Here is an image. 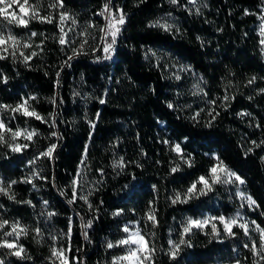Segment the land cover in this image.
I'll return each mask as SVG.
<instances>
[{"label": "trees", "instance_id": "obj_1", "mask_svg": "<svg viewBox=\"0 0 264 264\" xmlns=\"http://www.w3.org/2000/svg\"><path fill=\"white\" fill-rule=\"evenodd\" d=\"M105 2L106 0H28V13L19 10V18L28 19L35 8L38 19L29 20L27 26H8L19 38L27 37L32 32L40 35L32 37L30 47L22 48L19 53L14 54L20 59H23L21 52L30 56L26 62L27 67L19 60L13 62L12 48L0 52L4 56V59H0V80L10 78L7 85L0 83V104L16 106L28 101L42 117H48L53 112L57 116L56 128L34 117L25 116L22 112L12 111L3 120L13 130L17 125L24 127L25 121H28L31 128L40 130L46 137L57 130L63 137L37 138L41 149L49 143L57 145L53 153L55 159L45 161V178L35 181L40 191L23 182L25 173L30 170L27 161L37 155L35 149L30 147L23 153L15 154L10 150L0 149V153L7 152V158L0 155V180L18 181L13 185V191L19 194V202L0 195V204L4 206L0 208V216L45 228L46 233L44 246L34 244L31 236L21 238V243L28 249L33 260L19 261L11 257L12 264H53L51 259H46L51 255L48 250L51 241L47 240L49 228L65 233L70 231V238L57 245V248L67 251L69 264H110L112 256L122 249H107V240H115L123 235L122 224L126 220H138L140 215H145L148 208L153 206V201L156 202L157 220L162 225L159 243L167 247L168 228L178 231L179 221L185 212L193 215L197 213L195 205L168 207L165 198L173 186H186L197 174L208 170L211 160L203 153L213 149L219 150L220 156L247 181V190L259 206L254 209L246 208L247 215L264 227V215H261L264 213V164L260 161V157L264 156V145L259 148L252 146V141L259 143L264 139V94L256 95L259 88H264V60L260 58L261 41L258 33V16L264 17V0H206L209 7L202 10V15H196L198 0H178L177 5H169L167 0H111L112 12L118 14L119 9L125 14V23L121 26L122 35L118 37L120 62L116 65L115 74L110 68H102L93 63L94 55L104 54L102 48H94L87 55H78L66 66H62L71 55L70 49L82 40H87L85 48L90 47L93 41L102 43L100 37L103 33L99 30L91 36L79 34L83 32L85 24L92 25V28L99 26V29L106 26L104 15H100ZM57 3L62 4V7L50 6ZM37 5L39 6L36 7ZM168 13L177 18L181 29L179 33H163L147 27L149 21ZM62 14L70 17L63 22L66 40H69L64 46L60 45L58 39ZM49 15L53 23L41 21L42 17ZM71 18L76 20L75 26L71 23ZM197 35L204 38L203 48L196 40ZM127 45H133L136 51L130 52ZM149 47L158 54L173 53V62L178 60L179 64L192 65L195 72L208 80L207 100L212 102L210 107L215 108L219 114L214 121L216 127L211 130L194 127L185 119L194 111L209 105L191 96H177L176 92L184 91L192 82L191 74L181 73L182 81L175 84L163 79V76L179 71V66L169 68L166 62L156 64L154 59L145 61L143 56ZM33 51L38 52V55L31 56ZM124 65H127L126 71L131 80L123 75ZM81 72L85 75L83 82L80 81ZM252 76L258 79L254 85H249L248 80ZM118 79L120 83L116 82ZM150 86L154 88V92L149 90ZM74 88L82 93L93 92L95 89L97 96H101L102 91L107 88V95L102 96L105 103L100 104L98 100L86 102L82 97H76L73 104L71 92ZM228 94L233 96L230 106L227 109L218 107L222 101L216 97ZM33 95L37 97L36 100L31 99ZM248 96L253 99H247ZM53 97L55 103L46 99ZM168 100L174 102L175 110L166 107L164 102ZM193 101L195 103L192 110H181L182 105ZM86 111L94 127L83 121ZM239 111L252 113L255 120L252 117H245L243 120L237 118L236 113ZM73 117L79 120L75 128L71 124ZM156 118L166 120L167 126L158 125ZM257 123L259 128L255 127ZM250 124L252 127H249ZM184 136L190 137V142L183 147L194 152L199 162L197 167L182 174H174L168 180L160 179L167 173L170 159L166 155L162 139L179 142ZM117 137L122 142L113 151L124 155L129 161L138 159L145 165L143 170L136 168L134 164L129 165L126 172L143 180L145 186L157 184L160 189L158 195L151 190L144 191L143 188L142 194L127 202L123 199L117 201L112 195L113 188L131 180V175L114 178L111 168L106 167L112 159V151L108 149ZM202 141H207V148ZM197 147L199 151L196 150ZM248 147H253V151L245 155L244 150ZM141 148L146 156L140 155ZM101 172L106 175L102 177ZM81 176L87 180V185L83 188L80 184ZM101 179L103 183L100 185L92 184V181ZM73 180L78 182L75 194L72 191ZM53 182L59 190L66 192L68 199H73L72 205L53 187ZM88 187L96 189L89 197L92 208L80 199L82 192L87 193ZM41 197L49 201V210L60 213L47 226L39 214ZM25 200H31L35 207L23 203ZM217 203L222 205L224 214L234 210L227 203V193L221 192ZM117 208L124 209L126 217L113 218L110 213ZM214 211L219 214L218 210ZM81 216L85 221L92 220L91 227L82 229ZM173 217L176 219L173 220ZM140 226L143 227L142 221ZM84 231H87L91 243L84 239ZM200 239L203 240V237ZM219 248V245H213V249ZM209 251L211 250L200 247L186 249L183 264H205V259L210 258ZM226 256L227 253L222 259ZM242 259L245 264H251V254L246 250L243 251ZM163 264H168L166 258Z\"/></svg>", "mask_w": 264, "mask_h": 264}, {"label": "clouds", "instance_id": "obj_2", "mask_svg": "<svg viewBox=\"0 0 264 264\" xmlns=\"http://www.w3.org/2000/svg\"><path fill=\"white\" fill-rule=\"evenodd\" d=\"M107 3H111V0H106ZM169 5H177L178 0H167ZM17 5V0H0V17H3V20H0V36L6 37L9 34H12L11 28L9 25H20L19 20L17 18L9 17L7 15L8 10L11 6ZM18 5H23L25 8L29 7L28 0H19ZM39 6V5H37ZM209 5L206 0H198L196 15H202L203 9L208 8ZM38 17L33 15L30 16L29 20H37ZM262 24L260 28L259 34L262 38V31H264V17H260ZM4 21L7 23L5 24ZM28 23L25 25L27 26ZM125 23V21H124ZM123 23V25H124ZM76 25V20L75 24ZM121 25V26H123ZM120 26V31L115 37V40L112 39L111 36L107 35L106 26L102 36H105L107 39L105 42L109 44L111 47L107 53L103 51V55H94L92 57L93 63L102 67V68H110L113 74H115L116 65L120 62L119 58V44L118 37L122 35ZM148 28L161 30L163 33H179L181 31L178 20L171 13L166 14L165 16L158 17L155 20H151L147 24ZM99 26L96 28L89 27V24H85L83 26V32H86L88 36H91L93 32L97 31ZM5 31H7V35H5ZM40 35L37 32H32L31 35L27 37L17 38L16 40L19 44L16 52L19 53L21 51L24 44V41L27 40L29 43L32 42V37ZM60 39V36L58 37ZM196 40L200 43L201 47L204 46V38L197 35ZM74 43V41H73ZM80 43L70 49L71 55L73 48H79ZM130 52H135L136 49L133 45H127ZM143 47V46H142ZM94 48H103V44H97L93 41L90 47L84 48V54L87 55L93 52ZM63 51V48L61 49ZM37 56L38 52L34 51ZM261 52V60H264V46L260 48ZM173 53L171 52H163L162 54H158L156 50L153 48H147L145 50L143 59L145 61H150L154 59L156 64L161 62H166L169 68L179 66V71L170 73L168 75L163 76L162 78L165 80H170L174 84L176 82L182 81L181 73L188 75L191 74V83L184 91L176 92L177 96H191L194 98H198L200 101L204 102L209 107H201L199 110L194 111L191 115L185 117L190 123L193 124L194 127L203 128L206 130H211L216 127L214 121L218 118V113H216L215 108L210 107L211 101L207 100V92L206 86L208 85V80L202 75L193 70V66L190 64H179V61L176 60L173 62ZM77 56L73 57L72 60L76 59ZM4 59V58H3ZM19 60L20 63H25L24 59H20V57L13 55V62L15 63ZM107 62V63H105ZM27 67V64L25 63ZM124 77L128 80H131V77L128 76L126 68L127 65H124ZM19 75V73H17ZM9 77H4L0 80V83L5 85L9 82ZM85 79V75L83 72L80 73V81L83 82ZM258 77L252 76L248 80L249 85H254L257 81ZM251 81V83H249ZM111 81L109 80L108 83ZM120 83L118 79L116 81ZM150 91L154 92V88L150 86ZM95 89L93 92H84L82 93L80 90L73 89L71 92V96L73 97V104H75L76 97H82L86 102H91L93 100H98L99 103L101 100H105L102 96L107 95V88L102 91L101 96L95 95ZM239 91V89H237ZM264 94V88H259L256 91V95ZM32 100H36L37 97L35 95L31 96ZM50 103H55V98H46ZM143 99V98H142ZM217 100H221L222 102L218 105V107L227 109L232 100L233 96L231 94L225 95L224 97L217 96ZM247 99H253L252 96H248ZM63 103V101H61ZM100 103V104H104ZM166 107L169 110H175V104L173 101L168 100L164 102ZM193 101L192 103H185L182 105L181 110L193 109ZM5 104H0V125H3V128H0V149L10 150L11 153H23L27 151L30 147L34 148L37 155L33 156L31 159L27 161V167L30 169L25 173V178L23 182L25 184H31L32 188L36 191H40L37 187L35 181L43 180L44 173L47 170V165L45 163L46 160H54L55 156L53 155L55 148L52 151L51 156L48 155L50 151V145L54 143H49L48 146L41 149L39 146V142L37 138L50 139L51 137H57L58 139H63L60 136L59 131H54L50 134V136L46 137L44 134L35 128H31L28 125V121H25V126L21 127L17 125V127L13 130L8 127V125L3 120L5 115L10 114L11 108L14 107L11 104H7V107H4ZM27 107L30 111H33L38 114V116L42 117L35 108L32 107L31 103L28 102ZM213 114H215V119L212 118ZM57 113H49L48 117H42L41 120L44 123H49L50 127L56 128L55 117ZM237 118L243 120L245 117H252L255 120V117L252 116V113L247 111H239L236 113ZM38 120V119H37ZM83 121L90 126H93L94 123L90 119L89 113L86 111L83 115ZM79 123V120L76 117H73L71 124L75 128V126ZM156 123L161 127L167 126L166 120H161L156 118ZM249 127H252L250 124ZM255 127L259 128L260 125L257 123ZM20 133V135H17ZM29 136L31 138L29 139ZM119 137L116 138V141L112 143L111 148L108 149L112 151V159L106 167H110L112 172L115 174V177H120L122 175H131V180L127 183L120 185L119 187H115L112 189V195L116 198L117 201L121 199L127 201H131L135 196L141 193V189L144 191L151 190L154 194H159V187L155 183H150L145 186L144 181L137 178L135 175H132L126 172V169L129 165H135L136 168L143 170L145 165L140 162V160H132L129 161L126 159L124 155H120L117 152L113 151L117 144L121 143ZM166 148V155H169L170 159L168 162V171L163 176L160 177L162 180L171 179L174 174H182L186 170H191L197 167L199 163L196 155L192 151H188L183 145H186L190 142V137L184 136L181 138L179 142L176 140H167L162 139L161 141ZM205 148H207V141H202ZM20 146V151L16 152L11 150L15 146ZM56 145V144H55ZM261 145H264V139L260 140L259 143L256 141H252V146L255 148H259ZM11 146V148H10ZM57 146V145H56ZM253 147L246 148L245 155L249 152L253 151ZM178 149V150H177ZM199 151V148L196 149ZM0 155H4L7 158V152L0 153ZM140 155L146 156V152L143 148L140 149ZM205 157H208L211 160V164L208 167V170L197 174L194 179L190 180L186 186H181L179 188L173 186L170 190V194L165 198V203L168 207H174L176 205H195L196 215L185 212L179 221L180 228L178 231L173 230V228L169 227L167 230V247L163 244L159 243L160 240V228L162 225L156 219V222H152L147 219L145 215H140L138 220H126L122 226L121 231L123 235L119 236L115 240H107L106 248L107 249H117L120 248L122 251L118 254L112 256L110 264H113V260H116V264H126V262L121 261L120 257L129 254L133 249V243L129 242L127 246H117V242L121 239L130 238L131 236L139 237L142 234L147 242L150 244L152 252L151 259L145 261V264H163L164 259H167L168 264H183V254L186 249H195L196 247L210 249L208 253V257L205 259V264H245V261L242 259L243 251L246 250L251 254V264H264V227H261L260 224L257 223L256 220L250 219L247 215V209H254L259 207L253 197L249 194L247 190V181L240 175L236 170H234L221 156L219 150L213 149L211 152L205 151L203 153ZM260 161L264 164V156L260 157ZM216 167L217 171L212 173L210 171L211 168ZM106 173L101 172V176L103 177ZM201 177H204L207 180V186L203 184L200 180ZM18 181L11 180L9 182H5L4 180H0V195L7 196L8 200L17 201L18 193L13 191V185L17 184ZM103 183V180H94L92 181L93 185H100ZM81 187L83 188L87 185V180L82 176L80 180ZM193 185L196 187L189 192V189L192 188ZM53 187L57 188V185L53 182ZM59 194L67 199V203L69 205L73 204V199H68L66 192L59 190ZM96 189L94 187H88L87 193L84 194L82 192L80 199L84 201L85 204L88 205L89 208H92V204L89 201V197L93 195V192ZM72 191L75 194L76 188L72 187ZM227 193V203L232 205L234 210L228 214H224L222 211V205L217 203V197H219L220 193ZM23 203L28 204L32 207H35L32 204L31 200H25ZM153 206L148 208L147 211H151L157 218V209L156 202H152ZM4 206L0 204V208ZM215 210L219 211V214H215ZM95 211V209H93ZM40 216L43 218L45 226L53 219L55 216H59V212H54L49 210V201L41 197V205H40ZM110 215L113 218H123L126 217V212L122 208H117L113 210ZM264 215V213H261ZM176 218L173 217V220ZM69 229L71 230V218H69ZM81 227L82 229H87L91 227L92 220L85 221L84 217H80ZM143 222V227L140 226V222ZM189 221H196V224H189ZM7 222V223H5ZM127 228L129 231L125 233L123 229ZM231 229V231L229 230ZM185 229H188L185 232ZM84 239L86 241L89 240L87 235V231L83 233ZM45 228L42 227H33L31 225L24 224L20 220H7L3 216H0V264H12L11 257H15L16 260L19 261H32L33 257L29 254L28 249L21 243V238L27 239L31 236L34 244L38 246H44L45 244ZM203 237V240L200 237ZM66 238H70L69 233H65L62 231H57L54 228H49L47 231V240L51 241L48 244V250L51 253L53 248H57V245L60 241L65 240ZM5 242H14L16 244L15 249H9L4 247ZM111 243L113 245L112 248H108V244ZM213 245H219V250L213 249ZM178 246V247H177ZM22 249L21 256H15L12 253L14 251ZM63 249V248H60ZM227 253L226 258L222 259V256ZM46 259H50L46 257ZM109 264V262H106Z\"/></svg>", "mask_w": 264, "mask_h": 264}, {"label": "snow or ice", "instance_id": "obj_3", "mask_svg": "<svg viewBox=\"0 0 264 264\" xmlns=\"http://www.w3.org/2000/svg\"><path fill=\"white\" fill-rule=\"evenodd\" d=\"M21 9V11L25 12V14L28 13V9L25 8L23 5H18ZM51 7H62V4H52L50 5ZM38 7V6H36ZM117 13L118 14H114L112 12V7H111V3H107L105 2V4L103 5L100 15H105L106 16V28H107V35L111 36L113 40H115L116 35L118 34V32L120 31V26L123 25L124 21H125V14L120 12L119 9H117ZM7 15H9V13H7ZM37 16L36 10L35 8L32 10L31 16ZM11 17L13 18H17V16L15 15V13L11 14ZM19 20V24L25 26L28 21L25 19H20L17 18ZM66 19H70V17H68L67 15L62 14L60 16V22H61V27H60V39H59V43L61 46H64L65 44L69 43V40H66V36L67 33L64 31L63 28V22ZM42 22H47V23H53V20L51 19V15L47 16V17H42L41 18ZM71 23L75 24V19L71 18ZM89 27H93L92 25H89ZM101 32H104L105 29H100ZM79 35L81 36H86L87 33L86 32H81ZM262 36H264V31H262ZM102 44H103V51L105 53H107L110 49V45L107 44L105 42L106 37L105 36H101L100 37ZM262 44H264V39H262L261 41ZM87 44V40H82L80 42V47L79 48H73L72 49V56L68 57V61H65V65L62 66H66L67 63L69 61H71L73 59V57L78 56V55H83L84 54V48L85 45ZM30 43L29 42H24L23 47L24 48H28L30 47ZM12 48L13 50V55L16 53L17 48L19 47V44L16 40V37L9 34L6 37L0 36V52L3 51H7L8 48ZM37 47H39L37 45ZM36 55V53L33 51L31 53V56ZM21 56H23L24 62L26 63L28 59H30V56L25 55L23 52H21ZM4 56L0 55V59H3ZM57 75H59V73H57ZM249 83H251V81H249ZM100 103H104L103 100L100 101ZM28 101H24L22 104H17L16 106L11 108V111L14 112H22L25 116L28 117H34L35 119L38 120H42L43 118L38 116L37 113L30 111L27 107ZM4 107H7V105H4ZM213 119H215V114H213L212 116ZM3 125H0V128H3ZM94 127V125H93ZM17 135H20V133H17ZM31 138V136H29V139ZM57 146L55 144L50 145V151L48 152V155L51 156L52 151L56 148ZM11 148V146H10ZM11 150L19 152L20 146L17 145L14 148H11ZM178 150V149H177ZM210 171L212 173H215L217 171L216 167H213L210 169ZM82 178V176H81ZM201 182L203 184H205L207 186L208 182L207 180L204 179V177L200 178ZM73 187L75 188V185L78 183L77 180H73ZM196 187V185H193L192 188L189 189V192H191L194 188ZM145 216L147 217L148 220L152 221V222H156V216L151 212V211H147ZM7 223V222H5ZM198 222L196 221H189V224H196ZM188 229H185V232H187ZM229 230L231 231V229L229 228ZM123 231L125 233H128V229L125 228L123 229ZM133 243L134 245V249L127 255L120 257L121 261L126 262V264H145V261L151 259V246L150 244L147 242L146 238L140 234L139 237L137 238V236H131L130 238H126V239H121L120 241L117 242V246H127L129 244V242ZM4 247H7L9 249H15L16 248V244L14 242H5ZM108 248H112L113 245L111 243H109ZM178 247V246H177ZM23 250H17L14 251L12 254L15 256H21L22 255ZM50 259L53 261V264H56V261H59V264H69V258L67 256V251L65 249H60V248H53L51 250V255H50ZM113 264H116V260H113Z\"/></svg>", "mask_w": 264, "mask_h": 264}, {"label": "rangeland", "instance_id": "obj_4", "mask_svg": "<svg viewBox=\"0 0 264 264\" xmlns=\"http://www.w3.org/2000/svg\"><path fill=\"white\" fill-rule=\"evenodd\" d=\"M18 4H19V0H17V5L11 6L10 9L8 10V13H9V17L10 18H11V14L12 13H15V15L17 16V18H19V15H20L19 10H21V9L18 6ZM258 20H260L258 22V33H259L260 32V28H261V24H262V21L260 19V16H258ZM105 21H106V19H105ZM12 34L15 35L13 32H12ZM5 35H7V31H5ZM259 36H260V41H262V39H264V38H262L260 34H259ZM16 37L19 38L18 36H16ZM24 42H26V41H24ZM261 46H264V44L261 43Z\"/></svg>", "mask_w": 264, "mask_h": 264}, {"label": "water", "instance_id": "obj_5", "mask_svg": "<svg viewBox=\"0 0 264 264\" xmlns=\"http://www.w3.org/2000/svg\"><path fill=\"white\" fill-rule=\"evenodd\" d=\"M103 19H104V20L106 19V16H105V15L103 16Z\"/></svg>", "mask_w": 264, "mask_h": 264}, {"label": "bare ground", "instance_id": "obj_6", "mask_svg": "<svg viewBox=\"0 0 264 264\" xmlns=\"http://www.w3.org/2000/svg\"><path fill=\"white\" fill-rule=\"evenodd\" d=\"M115 14V13H114Z\"/></svg>", "mask_w": 264, "mask_h": 264}, {"label": "built area", "instance_id": "obj_7", "mask_svg": "<svg viewBox=\"0 0 264 264\" xmlns=\"http://www.w3.org/2000/svg\"><path fill=\"white\" fill-rule=\"evenodd\" d=\"M114 13V12H113Z\"/></svg>", "mask_w": 264, "mask_h": 264}]
</instances>
